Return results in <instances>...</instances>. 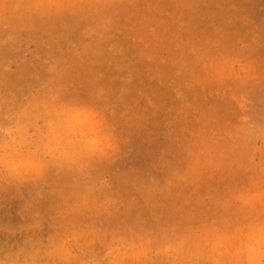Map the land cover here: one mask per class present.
<instances>
[{"label":"rangeland","instance_id":"obj_1","mask_svg":"<svg viewBox=\"0 0 264 264\" xmlns=\"http://www.w3.org/2000/svg\"><path fill=\"white\" fill-rule=\"evenodd\" d=\"M0 264H264V0H0Z\"/></svg>","mask_w":264,"mask_h":264}]
</instances>
